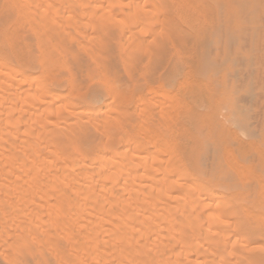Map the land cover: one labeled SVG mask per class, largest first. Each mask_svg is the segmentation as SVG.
<instances>
[{
	"label": "bare ground",
	"instance_id": "bare-ground-1",
	"mask_svg": "<svg viewBox=\"0 0 264 264\" xmlns=\"http://www.w3.org/2000/svg\"><path fill=\"white\" fill-rule=\"evenodd\" d=\"M171 3L0 0V264H264V215L151 134L155 111L129 121L113 63L133 73L154 41L176 43Z\"/></svg>",
	"mask_w": 264,
	"mask_h": 264
},
{
	"label": "rangeland",
	"instance_id": "rangeland-1",
	"mask_svg": "<svg viewBox=\"0 0 264 264\" xmlns=\"http://www.w3.org/2000/svg\"><path fill=\"white\" fill-rule=\"evenodd\" d=\"M171 2H178V8L170 9L171 11H168L171 13L167 11L166 14H170L168 16L170 18H181L179 27H177L178 33L176 32L175 36L177 38H175L176 43L171 40L154 41L153 45H149L150 48L147 46L149 50L146 48L145 53L140 54L141 57L138 56L141 58L138 61L140 64L137 65L138 68L133 73L127 72L119 61L113 63V66L117 69L120 68L118 70L121 71L120 73L113 68L115 73L119 72L121 74V76L116 75L118 80L124 79L123 83L127 85L128 89L132 90L127 103L128 114L130 117L132 116V121L128 116L129 121L132 123L136 120L137 122L133 123H137L139 126V123H144L142 120L152 116V111H155L156 116L153 115L152 119L155 116L158 121L154 118L151 122V128L153 129L151 134L159 135L157 137L160 140L163 136L164 141L166 139L175 142L176 152L183 157L186 164L199 177L204 178L208 183L214 181L220 186H229L231 188L230 195L232 194L233 199L235 198L233 195H238V192H240L238 199L234 200L245 203L249 208L250 215L253 216L249 215L246 218L256 219L257 217L262 219L260 214L264 215V206L262 205L264 204V188H262L264 187V0H168L170 5ZM174 4L173 6L177 5ZM151 38L150 36V39H147L155 40ZM161 42H165V44L163 45ZM167 43L168 46L166 47ZM178 43L183 47L185 46V48L180 44L178 45ZM176 44L177 48H175ZM151 46H155L157 49L161 48L164 58L160 54L161 49L157 50L155 47L153 49ZM182 50L187 54L182 55L184 53ZM115 51L114 48L113 52L116 53ZM147 51L148 54H146ZM156 51L160 55H157ZM121 53L120 55L124 58ZM150 53L153 57L158 56L155 59L156 61H153L154 58L150 57ZM143 54L148 56L146 57ZM161 57L163 62H161ZM151 58L153 59L151 60ZM158 59L160 62L157 61ZM151 61L156 62L155 64L158 65L151 63ZM163 63L166 66H163ZM179 63L181 66L178 65ZM149 64H153L154 68L151 69L152 66L151 68L148 67ZM150 69L155 70L154 76L151 74L155 78L149 77L150 73H154ZM149 71L151 72L149 73ZM140 74L143 75V78H140ZM129 76L133 78L134 82ZM129 83L132 87L135 84L136 86L132 88L128 85ZM150 87L157 88H155L156 94L153 91L150 92ZM148 89L150 90L148 91ZM226 91H229V93ZM222 92H225L223 93L225 95H221ZM153 94L155 97H152ZM148 97L149 99H146V101L151 102H147L151 107L139 103L140 98ZM173 97L177 100H172ZM227 98L228 101L225 100ZM223 99L225 101H222ZM219 100L222 101L221 104L218 103ZM146 101L144 102L146 103ZM168 101L171 102L168 104ZM159 104H162L164 108L162 106L158 107ZM164 104H167V109ZM136 106H139L138 109H142L137 111ZM144 106H147L145 110H143ZM172 106H174V109ZM177 106L180 108H175ZM160 108L166 110L171 108L169 109L171 110L170 115H166L167 111L163 113V109L161 111ZM157 110L159 112H156ZM108 111L112 113L109 108ZM109 112H106V114H109ZM167 116L173 121L177 118L175 124L171 120V126L169 120L165 121L164 118L166 119ZM160 124H163V126ZM177 124L181 126L179 125V127ZM131 125L133 126V124ZM137 125L136 129L138 128ZM153 125L155 128H153ZM139 131L143 134V130ZM154 131L156 133H152ZM137 133L138 131H136ZM139 136L141 137V134ZM152 137H154L153 141H159L154 135ZM165 146H163V149L167 150L169 147L164 148ZM192 156L200 165L203 174L198 173L196 170L192 163ZM232 167L233 169H231ZM239 174L241 177L247 178L241 180ZM243 180L248 181V183L244 184ZM260 183H262V187ZM261 188L263 191H261ZM260 199L261 201H259ZM254 209H256V213L253 211Z\"/></svg>",
	"mask_w": 264,
	"mask_h": 264
}]
</instances>
